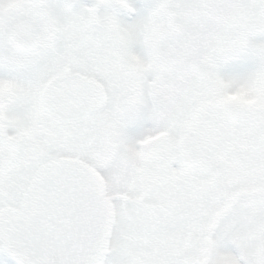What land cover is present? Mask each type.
<instances>
[{
    "label": "snow or ice",
    "instance_id": "1",
    "mask_svg": "<svg viewBox=\"0 0 264 264\" xmlns=\"http://www.w3.org/2000/svg\"><path fill=\"white\" fill-rule=\"evenodd\" d=\"M0 264H264V0H0Z\"/></svg>",
    "mask_w": 264,
    "mask_h": 264
}]
</instances>
